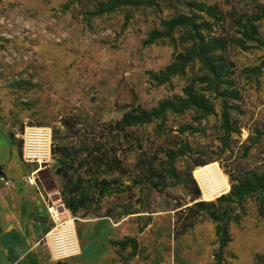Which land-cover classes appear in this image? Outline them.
Masks as SVG:
<instances>
[{"label": "rangeland", "instance_id": "1", "mask_svg": "<svg viewBox=\"0 0 264 264\" xmlns=\"http://www.w3.org/2000/svg\"><path fill=\"white\" fill-rule=\"evenodd\" d=\"M0 112L22 154L26 128L51 130L37 181L61 224L72 221L57 231L76 251L75 223L109 219L123 222L112 264L162 263L165 253L175 264H213L216 223L187 208L259 183L231 205L223 264H264V0H0ZM163 150L185 152L177 177L143 192L147 153L157 151L163 173ZM210 166L221 189L207 200L211 183L196 171ZM70 178L111 183L85 217L67 207Z\"/></svg>", "mask_w": 264, "mask_h": 264}, {"label": "crops", "instance_id": "2", "mask_svg": "<svg viewBox=\"0 0 264 264\" xmlns=\"http://www.w3.org/2000/svg\"><path fill=\"white\" fill-rule=\"evenodd\" d=\"M3 113L0 112V264H56L47 240L53 228L52 206L37 181L44 164L23 161L9 126L1 119ZM31 176L33 183L29 182ZM2 178L10 184L5 185ZM122 223L114 224L109 219L75 223L80 253L68 263L112 264L116 254L110 242L122 238ZM162 257L164 262L156 264H175L166 253Z\"/></svg>", "mask_w": 264, "mask_h": 264}, {"label": "trees", "instance_id": "3", "mask_svg": "<svg viewBox=\"0 0 264 264\" xmlns=\"http://www.w3.org/2000/svg\"><path fill=\"white\" fill-rule=\"evenodd\" d=\"M200 61L206 66L209 72L215 74V69L210 64L209 60L205 57V55H200ZM174 74H178L179 70H176L173 72ZM171 107L170 103H166L164 105V108ZM156 116H145L143 118L144 123H152ZM226 125L228 124V117L224 116ZM120 129L119 132L124 131L125 128V119L120 121L117 124ZM116 126V127H117ZM159 151V147L157 149ZM162 153L164 154L165 161L163 162V173H159L158 167L160 166V159L158 158L157 151L154 153H147V157L145 160V165L142 170V172L138 175L140 176V183L142 184L143 192H155L159 191L162 188H166L167 186V180L170 178L177 177V171H176V161L177 158L180 155H184L185 152L183 150L175 151V150H163ZM103 156L99 157V159H102ZM87 158L84 159L86 163ZM75 161V160H74ZM79 161V159H78ZM158 162V166L157 163ZM82 166L83 164L79 162ZM110 163L113 165H116V158H111ZM85 165V164H84ZM197 166V165H196ZM192 172V170L190 171ZM189 175H192L189 173ZM87 177V175H85ZM64 179H67V176H63ZM136 179V178H134ZM80 182H84V180H80ZM110 182H107V180H102L100 182V185L104 186L105 188L98 189L96 186V181L91 180L89 178L84 182V186L80 184H72V179L70 178L68 180V185H70L67 188V193L65 200L67 201V207L72 210L74 214H76L80 209H86V212L84 213V217L89 214V208L91 205L94 204L93 199L94 196L98 195L100 198L106 195V191L109 190ZM257 187H261V184L257 183ZM257 187H250L247 185L239 186V188H234L232 191H230L228 194H224L216 199V201L213 202H204V201H198L201 197V191L198 186L195 184V192L191 196V200L193 202H196L193 204L192 207H188L187 211H201V212H208L214 222L216 223V236L218 238L219 242V249L215 256V262L213 264H223L224 263V257H225V250L228 247V245L232 242V237L229 232V224L231 222L230 213L231 211V205L232 204H238L240 203L241 199L245 197L246 195L254 192L257 190ZM150 196L147 197L149 200ZM224 203L229 205L228 207H224ZM149 207H146L145 210L149 212ZM229 212V213H228ZM221 213V215L219 214ZM133 213H130L129 210H125V215H130ZM223 221V222H222ZM124 243L131 244L133 246L132 256L137 255V245L136 240L134 238H129L124 240ZM112 246H114V242L110 243Z\"/></svg>", "mask_w": 264, "mask_h": 264}, {"label": "built area", "instance_id": "4", "mask_svg": "<svg viewBox=\"0 0 264 264\" xmlns=\"http://www.w3.org/2000/svg\"><path fill=\"white\" fill-rule=\"evenodd\" d=\"M25 144L23 147V154L22 159L27 164H37L42 165L49 162V157L47 154L51 153V130L50 129H44V128H26L25 133ZM46 157V158H45ZM2 181L5 183V185H9L10 181L2 178ZM35 181L34 177L29 178V182L33 183ZM50 215L52 217L55 227L52 228L50 233L47 236V240L49 243V236L53 233V248L52 254L53 259L58 262H65V258L67 257H76L80 253V247L78 242V237L75 230V224L72 227V231L74 234V239L77 243V251L76 248H74V245L69 237L67 235L61 236L57 229L62 227L65 223L61 224L59 213L57 212V209L51 207L50 208ZM56 231V232H55Z\"/></svg>", "mask_w": 264, "mask_h": 264}, {"label": "bare ground", "instance_id": "5", "mask_svg": "<svg viewBox=\"0 0 264 264\" xmlns=\"http://www.w3.org/2000/svg\"><path fill=\"white\" fill-rule=\"evenodd\" d=\"M211 166L210 167H206L204 169H201V170H198L196 171L197 174L200 173L201 174V177L202 179H206L208 180V184L211 183V179H210V175L208 173H210L211 171ZM199 175V174H198ZM212 178V177H211ZM210 179V180H209ZM213 180V178H212ZM214 181V180H213ZM228 187V186H227ZM221 189V186L218 185V184H214V183H211V189L208 191V194L206 193V198L207 200H210L215 194H217ZM227 191V190H226ZM72 221H67L65 224H71ZM73 225V224H72ZM70 226V225H69Z\"/></svg>", "mask_w": 264, "mask_h": 264}, {"label": "water", "instance_id": "6", "mask_svg": "<svg viewBox=\"0 0 264 264\" xmlns=\"http://www.w3.org/2000/svg\"><path fill=\"white\" fill-rule=\"evenodd\" d=\"M56 264H70L68 262H56Z\"/></svg>", "mask_w": 264, "mask_h": 264}]
</instances>
